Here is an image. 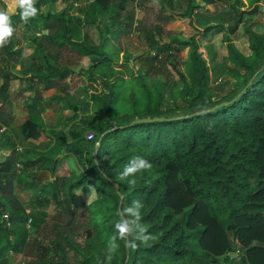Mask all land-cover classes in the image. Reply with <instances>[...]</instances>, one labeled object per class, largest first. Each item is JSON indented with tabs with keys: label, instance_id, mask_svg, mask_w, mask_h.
Listing matches in <instances>:
<instances>
[{
	"label": "trees",
	"instance_id": "16d2710c",
	"mask_svg": "<svg viewBox=\"0 0 264 264\" xmlns=\"http://www.w3.org/2000/svg\"><path fill=\"white\" fill-rule=\"evenodd\" d=\"M54 1L37 0L40 12L28 23L17 10L15 32L0 48V128L10 125L12 104L21 100L28 116L20 133L48 138L45 151L19 153L15 138L0 131V151H7L0 155V264H14L5 255L25 241L17 227L32 218L28 207L52 215L32 236L26 264H108L118 213L135 200L143 202L140 224L155 239L128 249L127 258L117 239L111 264H264V31L255 18L264 17V0H244L242 8L227 0L236 16L231 33L244 17L249 21L243 27L249 53L222 36L230 62L223 65L224 81L214 77L216 64L201 51L222 26L204 22L198 11L204 5L180 0L186 5L179 9L174 0H156L151 11L148 0H89L83 6L75 0L59 13L45 9ZM170 17L195 32L171 37ZM89 28L96 32L93 44L85 40ZM133 33L143 45L136 54L118 42ZM24 41L40 63L23 56ZM71 52L88 57V79L102 85L90 94L91 112L71 100L63 61ZM122 62L131 76L118 66ZM159 76L163 80L148 81ZM221 102L227 103L214 108ZM48 108L56 111L53 125L40 119ZM145 117L161 119L133 122ZM136 155L152 168L121 179ZM109 179L123 195L120 211ZM17 183L29 191L27 203L18 199ZM85 226V236L96 237L103 251L81 246L75 236ZM236 250L239 257L230 258Z\"/></svg>",
	"mask_w": 264,
	"mask_h": 264
},
{
	"label": "rangeland",
	"instance_id": "374dc122",
	"mask_svg": "<svg viewBox=\"0 0 264 264\" xmlns=\"http://www.w3.org/2000/svg\"><path fill=\"white\" fill-rule=\"evenodd\" d=\"M71 1L75 0H56L52 4L45 6V9L50 10L54 13H59L64 7L66 8L68 4ZM89 0H76L74 2L77 6H83L85 2ZM117 0H111L112 3L116 2ZM232 2H235V0H231ZM231 1L227 0H213L209 2L208 4H205L203 0H193L192 3H198L205 6V9H198L199 12L204 17L205 23H222V26L220 27V31L212 35L211 41L204 46L201 51L203 53V57L206 60H211L213 64H216V69L214 71V77L217 78L218 81H224L227 79V76L225 75V69L224 64L230 65V62L228 61L226 57V50H225V41L223 40L222 36H228L230 40H232L236 45L245 53L248 54L249 50L246 46L247 36L243 30V27L249 23V21H246V17H244L242 20L243 22H246L245 24H238L236 31L234 33H231L230 27L234 24V21L236 20V16H233L230 12L229 4ZM244 0H237V4L240 8H242V3ZM6 6L9 7L12 3V0H5ZM236 3V2H235ZM159 3L156 0H148L147 6L149 8L155 10L158 8ZM185 1L180 0H174V6L179 9H184L185 7ZM255 18L259 21L258 28L262 31H264V17H257ZM166 25L170 28L169 34H171V37H177L181 39L188 38L190 35H192L195 32V29L192 26H187L184 24H180L181 19L173 17L168 19V21H165ZM179 22V23H178ZM86 31V38L85 40L89 44H93L96 38V32L93 28L85 29ZM118 42L120 44H124L127 46V49L130 51L131 54H136L137 52L141 51L143 48V45L141 43V40L138 38L137 34L133 33L129 37L126 38H119ZM30 42H27L26 44L22 45V52L23 56L30 57L31 55H34L36 57V61L40 63V55L36 54L32 46L30 45ZM182 51L185 56L188 54L187 49H183ZM74 52H71L70 54H67L65 59L63 60L64 63L67 65V67L70 70V75L67 79L68 84L71 86L70 93H71V100L73 102H82L81 107L86 108L88 112H91L92 105H91V99L90 94L93 92H99V90L102 89V85L99 82H92L88 79V72L87 68L90 63L88 57H81L78 58L77 56L74 58L72 55ZM24 58V57H23ZM42 62V60H41ZM125 73L128 76H131V67L127 63H120L118 64ZM142 68V67H140ZM155 79L163 80L161 76L154 77L152 79H149L148 81H153ZM13 113V120L10 123V125L5 129L8 133H10L17 142V147H20L21 150H19V153H25V150H29L32 153H38L43 152L47 149L48 140L41 138H26L23 136L19 131V126L21 123H23L27 116L28 111L25 109V107L22 106V102L17 101L12 104ZM62 113L65 115L70 114L69 109H61ZM57 117L55 109H45L43 112H41L40 119L45 122L47 125H52L54 123V119ZM6 154V151H3ZM20 165H16L14 168L19 173L20 171ZM47 175H42L41 178L46 179ZM15 192L17 194V197L21 202L27 203L28 198L30 196L29 191H23L20 189V186H16ZM91 200L92 196H86V199ZM26 212L28 216H32L33 220L29 225L27 224H20L17 228H20L19 231L20 234H24L25 241L20 245L19 249L17 251L8 252L5 257H10L14 264H26L29 260L30 253L33 251V241L32 236H35V233L43 224L40 221L46 222L51 219V212L48 210L47 213L43 214L37 211L35 208L28 207L26 209ZM88 226L83 227L79 232L76 234V239L81 243V246L87 249V245L89 244L93 246L94 248L99 249L100 251L104 250V245L96 239V237H87L85 236V228ZM94 232V230H93Z\"/></svg>",
	"mask_w": 264,
	"mask_h": 264
},
{
	"label": "clouds",
	"instance_id": "9594fccd",
	"mask_svg": "<svg viewBox=\"0 0 264 264\" xmlns=\"http://www.w3.org/2000/svg\"><path fill=\"white\" fill-rule=\"evenodd\" d=\"M37 0H12L9 7L0 8V48H3L9 43L11 37L15 32L11 17L14 14L20 15L23 22L28 23L30 19L35 18L40 9L36 7ZM152 168V163L143 156H133L124 166L120 176L121 179L135 176L137 173L149 170ZM129 183H135L134 180ZM134 207L122 208L118 213L119 221L115 224L116 234L113 235L107 246L106 260L111 264L113 256L119 245L116 243L117 239L124 242V246L129 249H137L140 244L147 245L149 241L155 237L148 232L147 226L140 224L141 211L143 202L135 200L132 202Z\"/></svg>",
	"mask_w": 264,
	"mask_h": 264
},
{
	"label": "water",
	"instance_id": "95a60500",
	"mask_svg": "<svg viewBox=\"0 0 264 264\" xmlns=\"http://www.w3.org/2000/svg\"><path fill=\"white\" fill-rule=\"evenodd\" d=\"M226 103H227V102H221V103H219V104H216V105L214 106V108H215V107H218V106H220V105H222V104H226ZM206 110H210V109H206ZM206 110H205V111H206ZM158 119H161V117H152V118H150V117H145V118L135 119V120H133V122H143V121H151V120H158ZM98 144H99V141H96V143H95V150H94V159H95V155H96V151H97ZM109 182L115 186V191H116V193H118L119 196H120V199H119V206H118V209H119V211H120V205H121V201H122L123 195L119 192V186H118V184H117L116 182L112 181L111 179H109ZM128 251H129V250L126 248V258H127V255H128Z\"/></svg>",
	"mask_w": 264,
	"mask_h": 264
},
{
	"label": "built area",
	"instance_id": "2783aa9c",
	"mask_svg": "<svg viewBox=\"0 0 264 264\" xmlns=\"http://www.w3.org/2000/svg\"><path fill=\"white\" fill-rule=\"evenodd\" d=\"M4 129H5V127L3 126V127L0 128V131H3ZM86 137H87V139H92L93 138V135H92V133L89 132V133L86 134ZM16 149L17 150H21L20 147H17ZM2 216L7 221L6 222V225L8 227H13V224L8 220L9 219V214L7 212H3ZM31 221H32V218L31 217H28L27 220H26V222L24 224L29 225L31 223ZM239 255H240L239 254V250H236V251H234V252H232V253L229 254L230 258H238Z\"/></svg>",
	"mask_w": 264,
	"mask_h": 264
},
{
	"label": "crops",
	"instance_id": "0c3cea01",
	"mask_svg": "<svg viewBox=\"0 0 264 264\" xmlns=\"http://www.w3.org/2000/svg\"><path fill=\"white\" fill-rule=\"evenodd\" d=\"M4 1H5V0H4ZM4 3H5V2H4ZM5 4H6V3H5ZM27 42H29V41H24L23 44H26ZM51 109H52V108H51ZM13 114H15V112H14ZM64 115H65V114H64ZM54 123H55V121H54ZM54 123H53V124H54ZM53 124H52V125H53ZM39 138H40V137H39ZM41 138H42V139H47V140H48V138H47L44 134H42ZM41 138H40V139H41ZM6 152H7V151H6ZM0 155H1V157H2V156L5 155V153L1 150V151H0Z\"/></svg>",
	"mask_w": 264,
	"mask_h": 264
}]
</instances>
